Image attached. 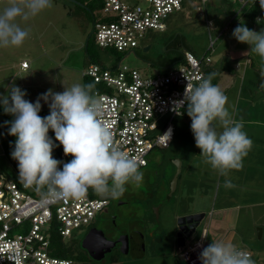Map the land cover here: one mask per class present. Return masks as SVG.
<instances>
[{"label": "rangeland", "instance_id": "374dc122", "mask_svg": "<svg viewBox=\"0 0 264 264\" xmlns=\"http://www.w3.org/2000/svg\"><path fill=\"white\" fill-rule=\"evenodd\" d=\"M2 7L3 0L0 1V8ZM102 7V2L98 0H52L50 8L27 22L18 21L22 28L28 30L29 36L20 47L0 48V95H7L8 90L15 84L27 93L26 100L35 103L49 89L53 92H62L65 87L74 83L84 84V72L93 63L108 68L117 65L126 54L103 50L95 42L94 23L101 18ZM229 7L238 9L237 0H211L202 11H198L194 0H185L184 12L169 16L167 32L151 31L136 53L130 54L123 60L125 65L139 70L146 77H151L164 75L171 68H179L181 64L169 66L171 61L181 56L177 51L191 50L200 57H211L215 65H220L225 52L232 51L233 45L240 46L241 49L245 48L244 53L254 58V67L250 65L246 75L242 61L234 63L227 57L226 63L232 69L234 86L222 90L228 97L227 106L232 117L237 121L243 120L244 131L253 141V145L243 160L242 170H233L228 177L220 176L203 162L200 156L201 150L195 145L190 117L176 118L174 126L177 127V132L171 148L154 149L148 157V166L140 170L144 173L142 184H150L154 183L155 178L162 172L175 178L179 165L183 164L180 190L166 207H123L124 219L121 225L124 228L122 229L127 233L140 230L146 236V240L145 249L141 251L140 256L124 257L120 264H187L182 259L175 242L178 219L187 213L208 208L206 211L208 217L195 235L188 240V244L199 241L205 229L209 232L207 242L211 243L214 227L211 226L210 217L220 208L213 207L218 193L220 196L232 194L234 203L240 204L242 208L238 212L239 222H234L230 226V229L236 231L234 243L237 240L241 241L240 238L245 239L248 249L256 255L264 247V242L261 243L259 237V229L262 230L264 227H256L251 221L254 215L260 219L259 221H264V205L252 206L254 202H264V89L261 88L264 77H260L257 72V69L261 70L264 65L260 57L250 51V45L238 42L232 35L233 30L240 23L259 32L264 29V20L261 23L255 21L254 23L236 19L230 25L224 14ZM144 46L151 48L148 52H144ZM25 60L30 64V69L23 71L21 65ZM238 63L239 68L236 67ZM7 66L10 68H6ZM214 79L217 82L218 75H215ZM98 88L103 91L101 86ZM40 102L41 111H50L47 103L43 100ZM5 114L3 107L0 106V118ZM0 173L19 176L5 157L2 147H0ZM226 179H230L234 187H225ZM184 184L187 189L185 192L182 191ZM194 187L196 190L201 189L211 207L180 205L178 199L183 193L187 201L193 198L194 193L191 189ZM136 188L135 185L127 186V190H136ZM92 197L99 198V195L93 192ZM130 216L138 221L127 222L126 218ZM215 216L217 217V214ZM139 219L149 222H139ZM90 229L75 230L70 238L65 239L64 246L81 255V251L84 253L89 249V246L86 247L88 242L86 240ZM21 232L22 229L16 228L13 235ZM51 248L53 246L49 249V254L52 256Z\"/></svg>", "mask_w": 264, "mask_h": 264}, {"label": "clouds", "instance_id": "9594fccd", "mask_svg": "<svg viewBox=\"0 0 264 264\" xmlns=\"http://www.w3.org/2000/svg\"><path fill=\"white\" fill-rule=\"evenodd\" d=\"M252 3L255 5L256 0ZM51 6L52 0H3L0 48L22 46L29 32L18 21L27 22ZM259 6L264 11V0H259ZM232 35L238 42L250 45V51L264 65V29L257 32L240 23ZM215 75L212 72L198 78L196 85L187 80L184 97L174 102L173 111L182 115L177 108L186 106L203 162L220 176L228 177L231 171L243 169L253 141L244 131L243 120L232 117L224 91L212 83ZM260 75L264 77V67ZM94 88V83H74L62 92L49 89L35 103L26 100L27 93L15 84L7 95H0L4 113L14 117L5 123L9 125L8 135L16 138L11 157L18 162L19 181L33 188L44 201H79L89 189L98 195L119 198L128 185L143 182L142 162L115 142L111 127L102 120L104 105ZM41 100L50 109L44 117L39 115ZM50 130L55 141L49 136ZM171 133L169 129L163 137L168 141ZM58 146H62L65 156L73 157L69 162L53 157ZM224 186L234 187L230 179ZM199 259L202 264H255L250 252L226 241H212Z\"/></svg>", "mask_w": 264, "mask_h": 264}, {"label": "built area", "instance_id": "2783aa9c", "mask_svg": "<svg viewBox=\"0 0 264 264\" xmlns=\"http://www.w3.org/2000/svg\"><path fill=\"white\" fill-rule=\"evenodd\" d=\"M101 1L103 13L94 23L96 45L103 50L125 53V57L135 53L151 31L166 32L169 16L183 11L185 5V0ZM194 1L198 11L210 3V0ZM238 1L242 6L239 14L255 7L258 9L255 21L263 22L264 11L260 9L259 0L255 5L252 0ZM125 57L111 68L93 63L83 77L103 88V91L95 90L104 105L102 120L111 127L121 149L136 157L142 162L141 168H145L154 149L171 147L175 137L174 122L186 110V106L185 109L178 107L177 111L183 112L178 115L173 111L174 102L183 99L187 80L196 85L198 78L207 76L212 59L199 58L186 51L179 68H171L164 75L146 77L125 65ZM21 67L28 69L30 64L25 61ZM169 129L172 133L167 141L163 135ZM92 193L89 189L79 201L47 202L33 188L25 187L19 176L8 179L0 173V264H76L70 259L51 256L49 249L53 234L59 235L64 243L75 230L93 226L108 200L93 198ZM16 228L22 232L13 235ZM205 236L207 230L199 241L179 247L187 264H202L199 257L208 246Z\"/></svg>", "mask_w": 264, "mask_h": 264}, {"label": "flooded vegetation", "instance_id": "af4514ba", "mask_svg": "<svg viewBox=\"0 0 264 264\" xmlns=\"http://www.w3.org/2000/svg\"><path fill=\"white\" fill-rule=\"evenodd\" d=\"M176 162L177 161L175 160L177 170ZM183 167L182 164L181 173L178 176L176 186H173L174 176L171 177L166 172H162L155 178L154 183H141L137 186L136 190H126L119 198H111L109 196L110 198L108 199L107 207L100 214L96 224L90 229V232L95 230L88 244L89 249L85 251L87 257L90 259V264H120L124 257L131 255L132 257L137 258V256H140L139 254L141 251L145 249L146 236H144L140 230H133L127 233L122 229L124 228V226L121 225L123 222L122 219H124L122 218L123 207H166L170 204L172 197L180 190V182L184 172ZM183 187L184 185L182 186V191L185 190ZM183 195L184 193L178 199L181 206H186L187 203L190 205L196 199H192V203H190V200L187 201L184 199ZM191 214H198V212ZM126 219L127 222L138 221L132 216L127 217ZM140 221L144 223L149 222V220L139 219V222ZM188 226L191 227L190 225ZM199 227H196L192 237L198 231ZM190 232H192L191 229L189 230V228H187L186 231H181V227L178 226L177 238L175 241L176 245L179 244L180 239H183L185 244H187L188 240L192 238L187 237ZM122 236L129 237L127 254L123 252L122 243L120 242Z\"/></svg>", "mask_w": 264, "mask_h": 264}, {"label": "crops", "instance_id": "0c3cea01", "mask_svg": "<svg viewBox=\"0 0 264 264\" xmlns=\"http://www.w3.org/2000/svg\"><path fill=\"white\" fill-rule=\"evenodd\" d=\"M210 2H211V0H210ZM237 2L239 4V8L238 9L235 10L234 7H229V8H231L230 10H231V13L233 15L231 18L226 15L227 11L224 13L226 18H227V20L230 21L231 25L236 19L245 20V21L247 20L245 18V14H246L248 9L245 10L243 14L242 13L239 14L240 11H241L242 6H241V4L239 3L238 0H237ZM181 12H184V10L181 11ZM167 31H168V23H167ZM148 47L149 46H144V50L147 49ZM172 50L175 51L174 49H172ZM177 52H179L181 54V56H182V59H184L183 53H185L186 50L177 51ZM244 52H245V48L241 49L240 46L233 45L232 51H228L227 50L225 52L226 54H224L225 56L222 57V59L220 61V65H215L213 63V60H212V64L207 68V75L209 73H212V72H215L216 76L218 75V81L216 82L215 79H213V81H212V83L214 85H218L221 89H226V90H228V89H230V87L234 86V82L232 81L233 73H231L232 69H231L230 65H228L226 63V58L227 57L231 58L232 62H234V63L242 61V63L244 64V68L246 70L245 74L246 75L248 74L249 66L251 65V66L254 67V58H251L250 55L245 54ZM135 53H136V51H135ZM192 53H194V52L192 51ZM194 54L197 57L202 58V57L198 56L196 53H194ZM239 65L240 64L238 63L236 67L239 68ZM6 68H10V66H7ZM28 69H30V67ZM28 69H22V67H21V70H23V71H26ZM257 72H258V75H259L260 74V69H257ZM246 75H245V77H246ZM259 76L261 77V75H259ZM178 118H180V119H188L189 116L187 115L186 110H185L184 114L181 117H178ZM174 129H175V135H176L177 127L174 126ZM183 188L186 189L185 184H184ZM191 190H193V193H194L193 194V198H191V200L194 199V198H196V199H195V201L193 203L190 200V203H192V204H190V205L187 204L184 207H211L208 204V200L206 199V195L201 191L200 188L196 190V187H194ZM184 192H185V190H184ZM184 199H186V198L184 197ZM234 201H235V199L233 198L232 194H230V196H220L219 193H218L217 198H215V204H214L213 207H220V208L218 209V211L215 214H213V216L211 215V217H210V220L212 221V222L210 221L211 222V226L214 227V231L211 233L212 234V239H213V241L231 242V243L237 245L238 247L250 252L252 254V259L255 261V264H264V247H263L262 251L258 255H256V254L252 253L248 249V245L246 244L245 239L240 238L241 241L237 240L236 243H234L235 239H236V231H234L233 229H230V226L234 222L235 223L239 222L238 221V212L240 211V209H242L240 204H238V203L235 204ZM256 205H260V206L264 205V202L263 203H255V202L252 203V206H256ZM207 209L206 208L199 209V210H197V212L198 213H204L206 215V217H205V219H206L208 217L207 216L208 214L206 212ZM191 213H194V212H191ZM191 213H187L185 215H189ZM216 214H217V217L215 216ZM259 220L260 219H258L257 216H255V215L252 216V218H251V221L254 223V225L256 227H259V226L264 227V221L263 220L259 221ZM205 230H207V229H205ZM262 232H263V234L260 237L261 243L264 242V228L262 229ZM208 235H209V232L207 231L206 243L209 245L210 243L207 242V240L209 238Z\"/></svg>", "mask_w": 264, "mask_h": 264}, {"label": "trees", "instance_id": "16d2710c", "mask_svg": "<svg viewBox=\"0 0 264 264\" xmlns=\"http://www.w3.org/2000/svg\"><path fill=\"white\" fill-rule=\"evenodd\" d=\"M98 1H101V0H98ZM230 9L231 8H229V10H227L226 15L231 18L233 15H232ZM257 13H258L257 8L251 7L247 10V12L245 14V18L249 21H254L257 17ZM188 51L192 52L191 50H188ZM183 55H184V53H183ZM182 63H183L182 56H179L178 59L171 61L169 66H176V65L182 64ZM84 79H85L84 84L90 83V81H91L87 78H84ZM91 83H94V82L91 81ZM97 88H98V86L95 84L94 92ZM49 113H50V111H40L39 115L44 117V116H47ZM12 120H14V117L12 115H9V114H5L3 117L0 118V146L3 148L4 155L7 158V160L9 161V163L18 172V162L16 160L12 159V157H11V152L14 150V143H15L16 138L8 135L9 125L5 123V122H10ZM49 136L55 141L54 132H52L51 130L49 131ZM56 143L58 144L59 142L57 141ZM53 157L57 160L62 161V162H69L73 158L71 156H65L64 155L62 146H58L54 149ZM60 167L62 168L63 164H61ZM18 174H19V172H18ZM5 176L8 179H13V178L17 179V177H18V176L11 174V173H6ZM51 246H53V248H51V250H52L51 254L54 257L63 258V259H70V260H73L76 264H90L89 263L90 259L87 257L85 252L83 253V251H81L82 254L78 255L72 249H67L64 246V243L61 240V237H59V235H57V234H53ZM84 254L86 256H84Z\"/></svg>", "mask_w": 264, "mask_h": 264}, {"label": "water", "instance_id": "95a60500", "mask_svg": "<svg viewBox=\"0 0 264 264\" xmlns=\"http://www.w3.org/2000/svg\"><path fill=\"white\" fill-rule=\"evenodd\" d=\"M150 48L151 47L149 46L147 49L144 50V52H148L150 50ZM180 173H181V165H179L177 174L175 175V178L173 180V186L174 185L176 186L177 180H178V176H179ZM99 198L100 199H107L108 200L110 197H109V195H99ZM205 217H206V215L204 213H198V214H191V215H187V216H182V217H180L178 219V226L181 227V231H186L187 228H189V230L191 229L192 232H190L187 235L188 238H191L193 232L196 229V227H199L200 226V224L204 221ZM188 225H190L191 227H189ZM94 232H95V230H92L89 233V235L87 237V240H86V241H88L86 243V247L89 246L88 245L89 244V241L92 238ZM98 233H101V232H98ZM261 235H262V230L259 229V237H261ZM120 242L122 243L123 252L125 254H127L128 253V248H129V244H128L129 237L128 236H122L121 239H120ZM184 246H186L185 241L183 239H180L179 240L178 247H184Z\"/></svg>", "mask_w": 264, "mask_h": 264}]
</instances>
